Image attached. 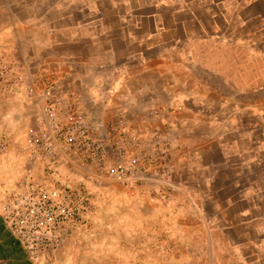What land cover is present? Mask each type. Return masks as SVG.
I'll use <instances>...</instances> for the list:
<instances>
[{"label": "crops", "instance_id": "0c3cea01", "mask_svg": "<svg viewBox=\"0 0 264 264\" xmlns=\"http://www.w3.org/2000/svg\"><path fill=\"white\" fill-rule=\"evenodd\" d=\"M2 56L14 127L45 123L49 90L135 164L103 187L124 210L111 254L264 264V0H0Z\"/></svg>", "mask_w": 264, "mask_h": 264}, {"label": "built area", "instance_id": "2783aa9c", "mask_svg": "<svg viewBox=\"0 0 264 264\" xmlns=\"http://www.w3.org/2000/svg\"><path fill=\"white\" fill-rule=\"evenodd\" d=\"M45 98V123L29 130L25 139L28 155L22 176L0 180L3 226L34 264L61 253L68 242L81 237L90 223L89 214L96 211L93 195L99 190L100 177L114 175L122 183L128 179L126 170L133 172L135 167L133 162L121 161L110 165L109 146L90 137L83 116L60 119L49 90ZM123 153L120 147L118 155ZM130 159H136L135 153Z\"/></svg>", "mask_w": 264, "mask_h": 264}, {"label": "rangeland", "instance_id": "374dc122", "mask_svg": "<svg viewBox=\"0 0 264 264\" xmlns=\"http://www.w3.org/2000/svg\"><path fill=\"white\" fill-rule=\"evenodd\" d=\"M1 60L3 61H0L2 65L0 67V89L4 88L5 84L9 86V79L4 82L1 81L5 76H10L11 70V66L8 64L9 59L2 56ZM11 118L9 112L0 113V142L3 141L2 144H5V147L2 150L0 149V180L5 178L10 180L19 179L22 176V168L27 161L28 150L25 139L30 129L14 127ZM112 177L110 175V177L99 178V190L93 195L95 196L93 200L96 202V211L89 214L90 223L84 226L81 231L80 251H77L76 254H73V251L70 252L69 255H72V257L67 258L69 262H66L68 264H76V260L77 264H144L145 262L151 264H203L201 261L197 262V258L176 257L170 253L167 254L166 250L151 251L146 257H139L138 255L129 257L128 255L124 256L121 252L115 255L111 254L110 244L112 245L113 242L110 238H123L124 235L123 229L120 228L114 231L110 228V219L113 213L116 214V219L122 218L124 214L123 208L115 207L114 209L110 206V194H107L106 189H103L104 186L113 183L118 184ZM87 185H90L89 182ZM0 226H2L1 218ZM5 230L9 234V231ZM112 235L115 237H112ZM14 241L17 242L15 239ZM18 244L20 247V250H18L19 257L29 258L24 247L19 242ZM59 254L57 253L51 258H44L41 264H59V256H61ZM30 262V264L33 263L31 259ZM205 263H207V260ZM211 264H213V259Z\"/></svg>", "mask_w": 264, "mask_h": 264}, {"label": "flooded vegetation", "instance_id": "af4514ba", "mask_svg": "<svg viewBox=\"0 0 264 264\" xmlns=\"http://www.w3.org/2000/svg\"><path fill=\"white\" fill-rule=\"evenodd\" d=\"M1 235V234H0ZM0 239L3 240L2 236H0ZM18 250H20L19 244L18 243H14V242H8V241H0V264L1 263V259H6L5 262H8V264L13 263V257L15 256L16 261L19 264H30V259L28 257L26 258H20ZM4 262V263H5Z\"/></svg>", "mask_w": 264, "mask_h": 264}, {"label": "trees", "instance_id": "16d2710c", "mask_svg": "<svg viewBox=\"0 0 264 264\" xmlns=\"http://www.w3.org/2000/svg\"><path fill=\"white\" fill-rule=\"evenodd\" d=\"M0 232H1V226H0ZM12 241H14V240H12Z\"/></svg>", "mask_w": 264, "mask_h": 264}]
</instances>
